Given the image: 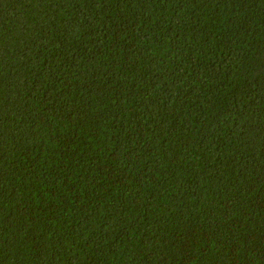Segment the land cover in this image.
<instances>
[{"label": "trees", "instance_id": "16d2710c", "mask_svg": "<svg viewBox=\"0 0 264 264\" xmlns=\"http://www.w3.org/2000/svg\"><path fill=\"white\" fill-rule=\"evenodd\" d=\"M0 264H264V0H0Z\"/></svg>", "mask_w": 264, "mask_h": 264}]
</instances>
